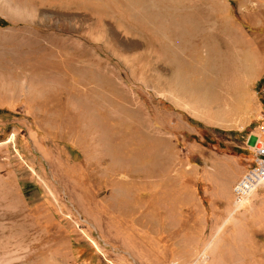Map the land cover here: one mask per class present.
Returning a JSON list of instances; mask_svg holds the SVG:
<instances>
[{"label": "rangeland", "instance_id": "1", "mask_svg": "<svg viewBox=\"0 0 264 264\" xmlns=\"http://www.w3.org/2000/svg\"><path fill=\"white\" fill-rule=\"evenodd\" d=\"M3 20L0 264H264V185L231 202L264 0H0Z\"/></svg>", "mask_w": 264, "mask_h": 264}, {"label": "built area", "instance_id": "2", "mask_svg": "<svg viewBox=\"0 0 264 264\" xmlns=\"http://www.w3.org/2000/svg\"><path fill=\"white\" fill-rule=\"evenodd\" d=\"M264 185V114L261 115L260 133L251 146V156L241 176L232 187V205L240 210L252 194Z\"/></svg>", "mask_w": 264, "mask_h": 264}, {"label": "trees", "instance_id": "3", "mask_svg": "<svg viewBox=\"0 0 264 264\" xmlns=\"http://www.w3.org/2000/svg\"><path fill=\"white\" fill-rule=\"evenodd\" d=\"M0 23H1V24H3V25H6V24H7V22H6V21H4V20H3V21H1Z\"/></svg>", "mask_w": 264, "mask_h": 264}, {"label": "bare ground", "instance_id": "4", "mask_svg": "<svg viewBox=\"0 0 264 264\" xmlns=\"http://www.w3.org/2000/svg\"><path fill=\"white\" fill-rule=\"evenodd\" d=\"M225 96H226V95H225ZM228 108H229V107H228ZM217 109H218V108H217ZM219 109H220V108H219ZM216 112H217V111H216ZM216 112H215V113H216ZM218 112H219V111H218ZM225 112H227V111H225ZM211 114H212V113H211ZM217 114H218V113H217ZM215 115H216V114H215ZM217 116H218V115H217Z\"/></svg>", "mask_w": 264, "mask_h": 264}]
</instances>
